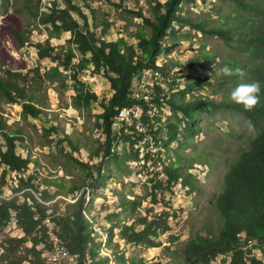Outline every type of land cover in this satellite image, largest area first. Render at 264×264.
Here are the masks:
<instances>
[{
  "label": "trees",
  "instance_id": "16d2710c",
  "mask_svg": "<svg viewBox=\"0 0 264 264\" xmlns=\"http://www.w3.org/2000/svg\"><path fill=\"white\" fill-rule=\"evenodd\" d=\"M99 1L105 0H26L22 7L37 20L38 25L50 27L56 34L70 33L69 46L56 47L49 39L34 43L31 31L16 15H7L6 25L0 27V33L12 37L17 51L31 44L37 48L40 59L49 58L56 62V66L40 74L38 68L26 69V65L11 67L8 61L11 55L0 51V100L20 104L25 120L47 116L45 132L49 136L57 133L59 142L67 143L71 151L69 156L85 174L81 184L70 181L69 185L62 183L64 177L39 182L36 166L35 171L28 174L30 164L35 161L18 153L17 142L24 140V135L21 130L12 129L0 104V195L5 193L6 187L15 191L10 199L0 197V231H5L14 221L18 222L19 230H12L4 236L7 245L0 256V264H61L54 263L47 256L54 248L47 220L53 224V234L76 257L75 264H112L111 258L115 264H145L143 259L127 254L128 245L159 247L163 244L159 238L170 231L171 215L168 211L154 214L153 210L143 214L141 198L123 196L118 201L129 220H121L120 214L115 213L117 221L111 225L107 235L108 245L115 246L107 247L112 257L101 251L102 242L97 240L99 234L93 228L94 219L87 212V191L97 186L105 176L110 158L116 162L132 158L147 160V151L142 152L140 148L144 134L137 133L136 117L132 115L131 123L127 119L122 124V115L117 113L134 102L131 94L136 80L148 69L153 70L151 77L157 76L162 84L161 100L152 102L150 111L148 106H141L145 111L139 123L151 140L149 165L162 164L165 173L164 179L158 178L159 173H156L150 180L154 184L147 195L152 203L159 201V190H171L178 183L187 194L204 191L203 183L190 169L197 160L213 166L219 158L202 156L201 159L198 153L196 157L185 158L186 152L179 149L193 145L192 140L200 132L197 119L200 114L229 109L241 113L256 129L245 148L238 147L229 158L225 157L228 167L214 193L207 217L185 242L180 251L183 259L176 264H264V0H227L238 10L232 16L241 15L242 21L239 24L226 23V17H220L217 21L223 23L221 26L211 25L209 20L193 12L192 8L198 5L199 0H148L149 14L139 4L136 8L124 7L126 0L113 3L132 16L126 20L124 31L134 42H129L124 36L115 40L108 37L114 23L106 14L103 18L98 17L95 2ZM134 18L141 19L142 23H134ZM131 24L136 26L134 31H129ZM194 30L202 35L220 37L235 51L217 63L216 56L210 53L198 55L189 63L171 57L170 52L178 43H170L166 38L179 33L189 36ZM235 52L238 56L234 55ZM196 64L201 66L207 78L214 71L215 86L222 88L220 100L201 94L187 100V95L201 89L202 84L196 81L199 84L196 86L186 81L181 83L183 87H179L178 75L188 73L187 69L189 71ZM225 66L233 69L232 76L223 74L221 69ZM236 69H240L242 74H237ZM85 70L102 73L109 82V97L99 96L81 78L80 72ZM65 71L68 73L64 74ZM60 78L63 82L67 78L73 81L75 94L72 105L76 109L91 113L94 103L102 108L94 121V127L101 129L104 135L103 140L96 139L98 146L90 153L91 161L98 160L95 163L74 156V152L79 151L78 138L60 129L56 116L49 118L44 100L37 92L45 80L55 82ZM253 82L260 84V103L253 110L246 111L231 100V92L241 83ZM141 83L137 82L140 99H148V92L139 87ZM164 105L169 106L168 110H173L174 115L165 123V128L160 126V108L164 109ZM123 142L121 151L117 145ZM156 147L160 148L158 152H154ZM126 149L132 150L127 152ZM181 160L187 163L182 164ZM15 181L18 183L14 186ZM44 183L47 188L41 190ZM49 186H56L57 190L51 192ZM35 192L40 194V199ZM60 195H72L73 201L66 199L62 206L54 200ZM116 228L119 229L118 240L125 243L123 249H120V241L112 243ZM176 240L175 235L169 234V246Z\"/></svg>",
  "mask_w": 264,
  "mask_h": 264
},
{
  "label": "rangeland",
  "instance_id": "374dc122",
  "mask_svg": "<svg viewBox=\"0 0 264 264\" xmlns=\"http://www.w3.org/2000/svg\"><path fill=\"white\" fill-rule=\"evenodd\" d=\"M44 1L47 2L48 0ZM119 1L105 0L102 2L99 1L97 4L95 2V6H98L97 8L99 10L98 17L103 18V15L106 14L110 18V21L114 23V27L108 36L111 40L122 36L128 38L129 35L128 32L124 31V27L126 26V20L132 16L124 8H117L113 4L119 3ZM25 3L26 0H0V27L6 25L5 17L7 15H16L23 23V26L31 31L30 36L34 43L49 39L51 44L56 47L70 45L67 43L70 33L62 32L56 34L50 27L38 25L37 20L22 7ZM197 3L198 5L192 8L193 12L195 11L194 13L197 16L203 17L207 21L209 20L211 25L221 26L223 23L217 21L220 17H226V23L239 24L242 21L241 15L240 17L238 15L232 16L238 10L231 3H228L227 0H199ZM137 4L143 7L146 14L150 13L148 0H126L124 7L136 8ZM75 15L77 17V14ZM133 21L137 24L142 23L139 18H134ZM135 29V25L131 24L129 26V31H134ZM128 40L129 42H134L133 38L129 37ZM166 40L170 43H178L170 52V56L176 57L179 60L182 59L183 63H189L198 55L202 56L207 53H210L211 56H216L217 63V61H222L224 57H227L230 52L235 51L220 37L210 34L202 35L195 30L189 36L184 33H179L175 36L169 35ZM0 51L7 52L11 55L8 61L13 68L26 65V69H29V67L38 68L40 74H44L50 68L56 66V62H53L49 58L40 59L38 50L34 45H26L20 51H17L14 48L12 37L9 34L0 33ZM234 55L238 56L237 53ZM61 70L63 69L61 68ZM187 72L183 76L178 75V78H180V81L177 82L179 87H183L181 83L185 84L186 81L195 83L196 86H199L196 81L202 84L201 89L198 88L192 94L187 95V100L193 97V95L198 94L217 100L222 98V88H216L215 86L216 77L214 71H211L209 78H207L205 73L202 72L201 66L196 64L189 71L187 69ZM67 73V71L64 72V74ZM80 75L89 84L91 89L102 98H107L111 95L109 82L102 73H93L91 70H85L81 71ZM186 75H189V77ZM61 80L62 78L55 82L45 80L37 92L40 94V98L44 100L45 110L48 111L49 118L52 115L53 117L56 116L55 120L59 124V127H61L60 129L68 133L71 137L78 138L79 151H75L74 156L91 161L90 153L98 146L96 139L101 141L104 138V135L101 134V129L94 127L95 115L100 113L102 108L98 103H94L91 113L76 109L72 105V97L75 94L72 86L73 81L69 78L65 82ZM141 87L144 88V85ZM227 88L229 89L228 85ZM0 104L5 111V117L12 124V129H19L24 135V140L17 142L18 153H21L23 156L28 155L35 161L30 164L28 174L33 173L36 166L39 174V182L44 179L52 181L64 177L62 183L69 185L70 181H77L78 184H81L85 180V174L82 169L68 154L71 151L67 143H60V138L57 133H52L49 136L45 132L44 129L48 126L47 116L42 115L41 118L29 117L25 120L21 115L22 106L20 104L7 103L5 100H0ZM163 108H160V114L162 115L160 126L162 127L165 126V123L169 119L174 117L173 110H168L169 106L164 105ZM141 114L142 112H140ZM132 119L129 116L128 121L131 123ZM197 119L200 132L192 140L191 144L193 145L179 149L180 151L186 152L184 155L185 158H189V156L196 157L197 153L201 159L202 156L212 159H215L216 156L219 158V162H214L213 160V166L197 160L190 169V172L197 175L199 181L203 183L204 191L187 194L186 189L178 183L171 190H159V201L152 203L150 201L151 197L147 195L154 184L150 180L156 173H159V178L162 171V164H157V166L142 165V161L138 158H132L126 162L122 161V159L116 162L113 158L107 161L105 176L101 177L97 186L87 191V212L91 219H94L93 228L99 234L97 240L102 242L101 251L105 254L112 257L107 247L111 246L115 248L114 244L108 245L107 236L111 225L117 221L115 213L120 214L121 220H129L127 213L123 212V209L118 205L120 198L126 196L130 199L135 197L141 198L142 205L140 207L143 214L148 210H153L154 214L161 211H168L171 215L169 219L171 224L170 231L162 234L159 238L163 241L161 246L141 247L128 245L126 248L127 254H131L138 259H143L145 264H176L177 261L183 259L180 251L187 239L202 225L204 219L207 217V211H209L210 203L213 201L214 193L217 191L221 178L228 167L227 161L224 160L225 157L229 158L238 147L245 148L249 140L256 134V129L254 132L248 130L249 121L246 117L241 113L229 109H223L220 112L211 114L202 113ZM141 145L143 146L142 142ZM123 147L124 142L117 145V148L121 151L124 149ZM133 148L136 149L135 147ZM126 150L127 152H131L132 149ZM158 150L160 149H154V152H158ZM141 151L144 152L147 150L146 148H141ZM173 157H176V154ZM94 161L96 162L98 160H92L90 163L92 164ZM181 163L184 164L187 161L181 160ZM152 167L154 170H151ZM164 178L161 177L160 179ZM87 182L88 179H86ZM17 183L18 181L13 182L14 186ZM46 188L47 186L44 183L40 189ZM48 190L54 192L57 190V187L49 186ZM4 192L2 196L5 197L15 195L13 188L6 187ZM35 194L40 199V194L36 192ZM66 199L72 200V195H60L54 200H57L64 206ZM215 221L218 222L217 219ZM118 233L119 229L116 228L112 243L120 241V249H123L125 243L123 240H118ZM169 234H173L177 238L176 242L171 246H169L170 242L168 241ZM0 251L3 254L5 248L3 247ZM257 253L260 255L259 251ZM111 263L115 264L113 258H111Z\"/></svg>",
  "mask_w": 264,
  "mask_h": 264
},
{
  "label": "built area",
  "instance_id": "2783aa9c",
  "mask_svg": "<svg viewBox=\"0 0 264 264\" xmlns=\"http://www.w3.org/2000/svg\"><path fill=\"white\" fill-rule=\"evenodd\" d=\"M137 82H146L148 84V99H140V90L137 89ZM161 89L162 84L158 81V77H146V75L140 76L139 79L136 80V86L134 91L131 94L134 102L131 105L122 107L119 109L117 115H122V124L126 122L129 118V115H136L137 119V133L144 134L143 146L140 148H146L147 150V160L142 161V165H149L148 162V152L150 151V140L147 138V135L144 133V129H141V125L139 123V115L141 106H148L150 111V105L152 102L156 100H161ZM165 177V173L161 171L159 178ZM49 204V203H48ZM10 221V219L8 220ZM12 226V224H11ZM46 226L48 227V233L50 238H52L53 244L55 245V255L61 262V264H75L77 262L76 257L73 256L69 249L53 234V224L47 220ZM25 237V234H24ZM7 243L3 241V247H6ZM1 262V261H0Z\"/></svg>",
  "mask_w": 264,
  "mask_h": 264
},
{
  "label": "clouds",
  "instance_id": "9594fccd",
  "mask_svg": "<svg viewBox=\"0 0 264 264\" xmlns=\"http://www.w3.org/2000/svg\"><path fill=\"white\" fill-rule=\"evenodd\" d=\"M221 71L225 76H232L234 74L233 69L228 66L222 68ZM235 72L242 74L240 69H236ZM259 94V83H241L231 92V100L238 105H242L246 111H251L260 103ZM248 130L250 132L255 131L254 125L251 122H248Z\"/></svg>",
  "mask_w": 264,
  "mask_h": 264
},
{
  "label": "bare ground",
  "instance_id": "6f19581e",
  "mask_svg": "<svg viewBox=\"0 0 264 264\" xmlns=\"http://www.w3.org/2000/svg\"><path fill=\"white\" fill-rule=\"evenodd\" d=\"M152 72L153 70L152 69H148L144 72L143 75H146V77H151L152 76ZM144 85V88H142L141 86ZM139 87L141 88V90H145L146 92H148V84L146 82H142ZM154 106V105H153ZM155 110H157L155 108ZM144 109L141 107L140 108V112H142V114L139 116V118H141V116L143 115L144 113ZM130 117H132V115H129ZM134 117H136V115H134ZM145 129V128H144ZM150 140V139H149ZM144 141V140H143ZM142 141V143H143ZM151 141V140H150ZM141 147V146H140ZM144 149V148H143ZM155 149H160L159 147H156ZM159 151V150H158ZM0 197H4V198H12L13 196H8V197H5V196H2L0 195ZM12 230H14L15 232H19L18 230V224H17V221H14L12 226H9L5 231H0V250L3 248V241H4V236L7 235L9 232H11ZM0 256H1V251H0ZM48 257H50L52 259V261L54 263H61L60 260L58 258H56V255H55V245H54V248H53V251L52 253H48L47 254Z\"/></svg>",
  "mask_w": 264,
  "mask_h": 264
}]
</instances>
